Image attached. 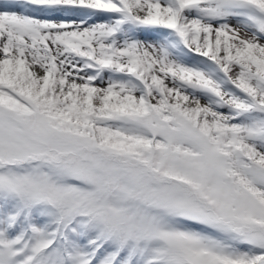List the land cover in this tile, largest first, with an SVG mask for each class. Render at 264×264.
<instances>
[{"label": "snow or ice", "instance_id": "1", "mask_svg": "<svg viewBox=\"0 0 264 264\" xmlns=\"http://www.w3.org/2000/svg\"><path fill=\"white\" fill-rule=\"evenodd\" d=\"M0 264H264V0H0Z\"/></svg>", "mask_w": 264, "mask_h": 264}]
</instances>
